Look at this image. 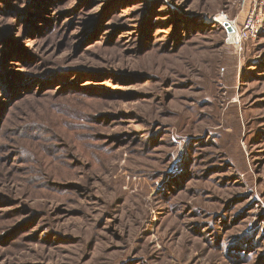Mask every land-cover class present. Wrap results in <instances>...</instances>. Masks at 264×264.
I'll use <instances>...</instances> for the list:
<instances>
[{
  "label": "rangeland",
  "instance_id": "rangeland-1",
  "mask_svg": "<svg viewBox=\"0 0 264 264\" xmlns=\"http://www.w3.org/2000/svg\"><path fill=\"white\" fill-rule=\"evenodd\" d=\"M263 0H0V264H264Z\"/></svg>",
  "mask_w": 264,
  "mask_h": 264
},
{
  "label": "built area",
  "instance_id": "built-area-1",
  "mask_svg": "<svg viewBox=\"0 0 264 264\" xmlns=\"http://www.w3.org/2000/svg\"><path fill=\"white\" fill-rule=\"evenodd\" d=\"M215 20L220 23L228 22L229 25L233 27V31L228 35V41L236 46L242 45L244 41L257 37L258 33L263 27L264 0L261 2L258 8L256 7L248 13L241 28H238L236 23L228 18H224V20L220 21V19L217 17Z\"/></svg>",
  "mask_w": 264,
  "mask_h": 264
},
{
  "label": "water",
  "instance_id": "water-1",
  "mask_svg": "<svg viewBox=\"0 0 264 264\" xmlns=\"http://www.w3.org/2000/svg\"><path fill=\"white\" fill-rule=\"evenodd\" d=\"M225 26L228 28V30H229L230 32L233 31V27L230 26L228 22L225 23Z\"/></svg>",
  "mask_w": 264,
  "mask_h": 264
},
{
  "label": "bare ground",
  "instance_id": "bare-ground-1",
  "mask_svg": "<svg viewBox=\"0 0 264 264\" xmlns=\"http://www.w3.org/2000/svg\"><path fill=\"white\" fill-rule=\"evenodd\" d=\"M218 18L220 19V21H221V20H224V17H223V16H221V17H218Z\"/></svg>",
  "mask_w": 264,
  "mask_h": 264
}]
</instances>
